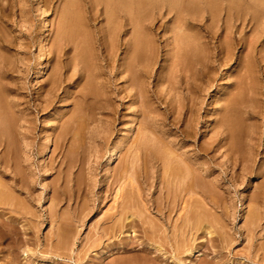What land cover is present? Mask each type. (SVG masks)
Returning <instances> with one entry per match:
<instances>
[{"label":"rangeland","instance_id":"374dc122","mask_svg":"<svg viewBox=\"0 0 264 264\" xmlns=\"http://www.w3.org/2000/svg\"><path fill=\"white\" fill-rule=\"evenodd\" d=\"M6 1L7 0H3V1L0 0L2 5L1 7H3L4 5V8H1L2 10L1 12L5 14V15L2 14L0 15L2 18H4L2 19V22L0 19V23L2 24L1 28H3L1 29L3 31H0V34L2 36L1 35L0 36L3 38L8 37L9 40L12 39L11 43L13 47H11V49L9 48L5 49L6 50L5 52L6 57H4L5 61L1 62L2 73H1L0 84L2 86L0 85V89L2 90L1 91L2 94L3 92L4 94L8 93L5 94L6 97L11 92V94L7 97L8 100H11L12 98L21 99L22 101L21 107L22 106L25 107L24 115H26L28 118V123L24 125L26 126L24 128H28L27 131L28 135L26 136V139L20 141L17 140L16 137H12L10 148L15 149V151L19 149L22 152L19 153L18 156L15 158L13 157L11 159L10 158L5 159L7 163L4 161V159L2 160V162L4 161L6 163L5 165L6 168L4 166H1L0 167L1 169L6 170L9 166H11V168H8L6 171L4 170L6 172V175L0 169V176H5V178L3 177L2 180L4 179L6 180L7 178L8 180L7 182L11 183L12 179L10 175L14 174V171L15 172L18 171L16 172L18 176L19 174L22 176L24 175L23 177L26 179V181L29 180L28 183H31L28 185L29 186L33 185V187H30L31 192L32 195L35 198H37L32 200L31 202L26 198L25 193L20 191L19 189H15L17 191L13 192L14 195L17 194L15 196H17V199L22 205L24 206L27 205V208L29 207L28 209H30L32 213L35 212L33 214L32 219L22 216L20 212L14 213L16 217L14 222H12L13 224H15L19 228L21 227V229H23V227H29L28 232L26 231L25 233L23 232L21 234V236H25V237L27 236L26 239L28 238V236L29 238L31 237L30 239H28L29 240L28 242L25 240V238H22L23 241L25 240L23 247L26 244L30 245L29 246L30 248L32 246L31 248L32 252L27 257L22 254L23 247L20 249L19 264H89V263L99 264L101 260L99 259L101 257L99 256V254L100 255L102 254V251L105 249L104 246H106L105 250H108V248H110L107 245L111 246V248L116 247L118 249H116L117 250L116 252L111 253L107 257V259H103L106 260L105 261L106 264L107 263L109 264L110 262L111 263L114 262V264L115 263L124 264L126 263L125 260H127V258L129 259L131 258L130 255L132 257H138V255L136 254L138 252L139 255L142 256L140 254L142 250H134V251L131 250V251H127V253L126 252L122 253L123 251H121L123 245L125 246L124 243L128 242L127 240H131V237L128 236V234L131 233L130 231L133 230L134 228L136 229H134L133 233L135 232V234H138V236H136V239L139 238L140 240H143V233L142 231H140L141 228L140 224H136V226H134V228L132 227L131 229L124 228V229H128V232L127 230H125L124 232V229H123L124 233H122L121 230L120 232L119 230L116 231L115 239L112 237L108 239V241L110 240L108 243H114V245L107 243V245L105 244L103 246V243H101L98 247L95 248L91 243L92 241L87 242L88 241L87 240L86 241L87 244L84 241L86 240L85 238L88 237L87 239L89 240L93 239L94 243L97 244L96 242L100 235V231L98 228H101V226L102 227L108 226L107 223L112 224L113 221L112 222L110 221L113 220L114 217L116 218V216L119 215V213H121L118 212L117 214L118 211L117 208L122 205L121 206L122 208L120 209L124 210L123 205L128 204L127 202H130L129 201L130 198L134 199L135 197L139 196L137 195L136 191H138V193L141 194L140 197H137V199L141 198V200H143L144 198L145 200V197L146 199L147 198L152 199L151 196L154 195L153 196L154 198L157 197L158 194H160L158 195V198H160L159 200H161L162 198L163 200L162 202L165 201L164 198L166 199L165 195L161 196L162 194L168 193L167 195L169 196L171 195L173 196L175 194L174 192L176 191L175 190L176 186H172L174 184L170 183V185L168 186L169 188H167L166 186L167 184L164 182L165 180L167 181L166 179L167 175H164L165 177L164 179V177L161 176L163 174L159 162L153 160L154 164L157 163V165L155 166L151 160L152 159L151 154L155 153V150L158 151L160 147L164 148L163 145L161 146L160 144L161 142H159V140L161 139H159L158 136H160L161 138L163 135V133L161 134V131L164 130V128H168L171 126L167 123L170 122L169 119L171 120L173 119L176 121V117L178 116L177 118L178 123L176 121L175 122L176 124L174 123L172 127L169 128L173 133L171 132L168 135L164 133L165 137L167 138L171 135L166 140L169 139L170 140L175 139V141L180 140V138L178 137L180 136L178 135L180 131L178 133L174 132L177 129L176 127L181 125L182 126L184 125V127H186L187 125H189L192 127L190 128L187 126L188 129L190 128L189 130L196 129L197 131L196 134L193 133V136L190 137L191 142L189 141V143H187L190 146L187 145L185 147L186 149L188 148L187 150L193 149L192 147H195L194 145L195 143L198 144L197 142L206 143L210 141V138L214 136L213 133L215 128L214 119H217L216 117H220L221 106L228 104V100L226 99L228 98V93L230 94V92L231 93L234 92L233 93L234 96L236 95V97L238 98L243 97L241 98V100L240 99L237 100L238 103L234 105L235 107L233 109L234 115L237 119H239L238 121L241 126V134H240L241 137H239V139L242 142L241 145L243 146V149L246 151L250 149L249 146L250 144L248 145L249 147L246 148L247 146H245L244 144L245 143L244 138L248 142L249 136L251 134L253 138L252 140H254L253 145H255V147L253 148V150H255V152L253 153V157L255 158V164H254L255 170H253L251 177H249L250 181L247 182L248 184L246 183L243 185L242 184L237 185V189L239 190V192H241V194L242 192H244L245 194L246 192L248 194L250 193V191L252 190V185L255 184L259 179V176L255 172L259 173L260 169L264 168V9H263L264 2L263 0H236V1L235 0H205V2L204 0H140V1L124 0L122 1V4H120L121 3L120 0H113V1H117L118 4H116L111 0H70V1L69 0H8L7 2ZM142 1L145 4H143ZM260 1L262 2V4H260L261 3ZM184 2H186V5ZM137 4L140 7H138ZM242 4L244 5L242 6ZM129 6L131 8H129ZM235 7H237V9ZM213 9L215 10L213 11ZM182 12L183 14H181ZM133 17H136V19ZM227 23H229L228 26ZM62 24L63 25L65 24L64 26H67L65 29L68 30V32L69 30H72V32L74 31L77 32V35L74 33H73L74 35L73 34L70 35V36H74L75 39L69 38L70 41L67 44L63 42L59 45L57 42L59 40L57 39L56 44L52 45L51 42L53 39H56ZM115 25L117 26L115 27ZM133 26H135L136 29L138 28L139 29L135 30ZM114 28L116 29L115 32H114L115 30ZM141 29L142 31H140ZM190 29L191 30L193 29L194 31L193 30L191 31ZM110 31L111 33L109 34ZM138 31L140 33H138ZM81 32H85V33L82 34ZM140 34L142 35V38H146L145 40L147 41V43H150L148 46L152 48V50L149 49V47H147L148 51L144 53V56L145 58H147V60L144 58L143 55H141V57L145 59L147 63L145 62V60L139 57L141 59H139L140 61L137 59L138 63L136 64L134 59L132 58L133 55L129 54L128 51L129 48L133 46V44H131L133 40V36L135 37L136 35V37H139L141 36ZM194 37L196 39H194ZM199 37L202 41L198 40ZM77 38H79V41ZM227 38L231 42L236 41L234 43V54L232 55V57L234 56L235 59L232 60L231 58V60H228L226 58V60L228 61L227 64H222V63L219 64V62L216 61L214 63L215 67L210 68V71H208L209 72L208 75L203 76L205 78L200 77L201 81L200 79H198L196 87L195 84L192 85L191 83L190 85H192V89L189 90V88L186 87L187 86L186 81H184L186 80L185 79L186 77L183 76L184 74L182 75L183 77L181 75L177 77L175 76L176 74L173 76L172 72L170 71L172 69L171 63L174 62L173 56L171 55L174 54V52L178 48L177 43H180L181 40L184 39L186 40V42L188 40L191 41L192 39L193 42L197 40V43L196 41L195 43L197 45H200L202 48H204V52L210 55L215 51V46H217L220 42L221 43L224 42V46H226L225 42ZM89 40L91 41L89 42ZM177 40L180 41L178 42ZM239 40L242 41L240 42ZM77 41L80 43H78ZM253 42L255 44L254 48H252ZM200 43L202 45L204 43L205 44L202 46ZM63 44L64 45L66 44L67 47L66 45L64 46ZM73 44L74 46L76 44H79L78 46H75L77 49L73 48L74 47ZM94 44L96 47H94ZM79 46L81 51L80 50L78 51ZM60 47L62 48V50ZM111 47L113 49H111ZM64 48L66 49V51ZM172 48L174 49L172 50ZM58 49H60L61 51ZM110 50L113 51L111 52ZM209 50L211 52H209ZM94 51L96 52L94 53ZM57 53H60V55ZM80 53L84 59L79 55ZM91 53L92 55L94 53L92 57H91ZM146 54H148V56ZM51 55L54 57H52ZM107 56L108 57L112 56V57L108 58ZM150 56H152L151 60H150ZM126 57L128 58L131 57L130 59L127 60L133 64L135 70H137L136 65L140 66V68L137 66V68L140 69V70L138 69L139 71L138 70L135 71L134 69H132V71L135 72L134 74L141 75L142 77L143 74H142L141 66H143L144 69L147 67L146 71L151 72V73L146 72L145 76L143 75L142 77L143 82H145V80H147L146 81L147 83L149 82L147 85L146 83L145 84L143 83L144 85H146V87H148V93L147 91L146 92L142 91V96L143 95L145 96V97L143 96L144 98L141 96L140 91L139 92L133 91L134 89L131 90L130 86H128L126 82V77H129V75L131 74V71H127V72L123 71L122 64H123V60H126ZM170 57L172 58L171 62L169 59ZM77 58L78 59L80 58V60H77ZM76 60L78 63H76ZM53 61L55 62V65L57 64L56 66L53 65L54 64ZM128 61L126 62L124 61V63H127ZM142 61H144L145 64ZM249 61L251 64V65L249 64L250 67L247 65ZM94 62L96 63V65ZM150 63L151 64L154 63V65H151L150 67ZM242 64H244V67ZM6 65L7 66L10 65V66L7 68ZM93 65H95V67ZM240 65L242 69L238 71V66ZM246 66L248 69H246ZM41 67L45 71L44 75H38L39 73L38 69ZM10 68L13 70L11 71L8 70L7 72V69ZM55 68H58L61 71L62 76L59 75V77L61 76L62 79H64V81L62 80L63 83H61L62 86H60L61 87L59 88L60 90L57 89L55 93L53 91V95L52 94L47 95L49 101L51 102L52 100L53 102L51 103V105L49 104L50 103L49 101L47 103L43 101V104L45 105L42 104L38 105L37 104L38 101L40 102L39 98L45 99L46 96L45 88L49 87L50 85L49 82L52 80V78H54V75L55 77L57 76L56 74H54ZM197 69L198 68L194 67L195 71H197ZM4 73L5 75H3ZM159 73L161 77L162 76L164 77L167 74L165 76V80L163 78L161 79ZM170 73L172 74V76L168 78L167 76L171 75ZM158 76H159V80H158ZM172 77H177V78L173 79ZM3 78L5 79V81ZM167 78L169 80L172 79L173 82L175 81L172 84L173 85L172 87L171 85L166 84V83L169 84ZM238 79H239V84H238L239 89L236 87L238 89L237 90L233 86H234V82L237 81ZM47 82L49 83V85ZM18 84H20L18 87L19 89H17L18 91H15V87H17ZM20 86L22 87V89ZM127 90H131V91H127ZM16 92L20 94H17ZM143 93H147V94H143ZM127 94H131V97L130 95ZM215 94L218 95L216 96ZM25 101H27L28 103H26ZM246 109L248 113L246 112ZM249 111H253V112L249 113ZM163 113L164 115L165 114L166 115L163 116ZM78 115L80 116L78 117ZM164 117H165V121H163ZM79 120L80 122L86 121L85 123L83 122L85 126L79 131L78 134H74L73 133L74 128L77 127L76 122L78 125ZM27 125L29 127H27ZM159 125L160 127H155ZM65 127H67L66 128L67 130L65 129ZM246 132L247 134L249 133L248 134L249 136L245 134ZM61 134H64L65 136ZM253 135L256 136V138L253 137ZM124 136L126 138H124ZM195 137L197 141L194 140ZM47 140L51 141L50 142L51 145L49 147L47 146L48 144ZM117 142L120 143L122 146L121 151L115 161V164L113 165V167L109 172L110 176L109 175L106 176L105 168L103 164L104 159L108 155L109 151L114 146V144H117ZM147 142L151 143L152 147H150L151 144L149 146H146ZM157 144L158 146H156ZM45 146L48 148V150L46 149ZM149 147L152 150H154V152H150ZM219 147L220 145L218 146L216 145L211 153L214 156L213 158L215 161L214 165L215 166L217 165L216 168L218 169L215 171L214 174H216V172L217 174L218 173H222V174L228 173L229 175L238 174L237 171H239L240 169L239 166L234 167V164L231 163V159L229 160L227 159V155L225 156L223 155L226 154L223 150L225 148L223 146H221V148ZM161 148L159 151L160 153L161 151L163 152ZM23 149L24 151L26 150L27 153L24 152ZM147 149H149L148 151L151 154L147 152ZM44 150H47L48 153L47 156L49 155L46 161H43L41 158L42 152ZM191 151L193 150H190V152ZM147 153L149 154L147 155ZM163 153L167 154L166 151ZM164 154H162V156ZM148 156L150 161H147ZM145 160L147 163H145ZM142 162H144L145 165L150 164L148 165L149 170L151 169L150 181L151 184L155 183V185L154 184L151 185L149 183L150 184L149 186V184L147 185L146 182L144 181L145 178L143 177H145V173L143 169L145 165ZM152 165H154L156 169ZM232 166L234 168H231ZM125 168L126 169L131 168V173H130V169L128 172V174L129 173L131 174V175L129 174L130 178L127 174L124 175L123 171L125 170ZM235 168L236 169L239 168V169L235 170ZM152 169L153 172H151ZM159 170L161 171V173ZM154 171L156 173H154ZM157 171H159V173ZM156 175H159L160 177ZM131 176H133L134 178H131ZM153 177H155V180L156 179L157 180L156 181L154 179L151 180ZM158 177L160 178L161 181H158L159 180ZM124 180L126 181L125 183ZM7 182L5 181V183ZM164 183L166 185H164ZM121 184L122 186L120 187H122L121 189H123L121 191L123 194L120 197L116 196L119 198H117V201H114L116 198V197L114 198V196L117 192L116 188H118L120 191L119 185ZM160 185L161 188H159ZM162 185L167 188V189L165 188L166 191ZM222 185L227 190L234 191L235 186L233 185L232 181L226 180V182ZM157 186H159L158 187L159 189L157 188ZM245 186L246 188L243 189ZM146 187L148 188L151 187V189H148ZM155 187L158 190H160L159 191L160 193H158V190H156ZM137 188H139V190ZM145 188L149 190V191L147 190L148 193L145 192L146 190ZM162 188L166 193L163 190H161ZM168 189L170 191L173 190L174 192L171 191L173 194L170 193ZM15 190L13 189V191ZM150 190L152 191L153 195L149 193L151 192ZM143 192L144 194L147 195L150 194V195L148 197L147 195L143 197L142 196L144 195ZM154 192L156 193V195L154 194ZM130 193L133 194L136 193L135 194L136 196L132 197V194ZM220 193L221 194L223 193L222 194L223 199L225 200L227 198L230 199L227 193L225 192H220ZM129 195H131V197H129ZM124 198H128V201L127 199ZM135 199L134 202L137 201V199L136 200ZM228 199L226 201H229ZM122 200L126 201L125 204L122 203L124 202ZM130 200L133 201L132 199ZM138 202L140 203V200ZM138 202H135L137 208H134L135 205L131 202L130 205L132 204L131 206L132 209L130 207H127V209L130 208L128 209L129 211L130 210L137 211L140 205ZM141 202H145V201H141ZM235 202H236L235 210L233 211L234 215L232 216V219L234 220L236 229H238L243 220L242 214L244 210L241 209L242 199L240 197L237 198ZM117 205L119 206L117 207ZM130 205L128 204V206ZM212 209L214 210V213H216L215 215L217 214L220 215L219 207L216 208V210L214 207H211V210ZM139 210L142 211L140 208ZM176 210L174 211L177 217ZM174 211L172 212V218L173 216L175 217ZM179 211L180 210L178 209V215H180ZM142 213H143L142 215L144 216L145 215L144 211ZM149 213L150 214L152 213L153 215L154 212L149 211ZM154 214L156 215V213ZM7 215H9V213H7L6 216ZM108 216H111V218L110 219L107 218ZM157 216L153 215V218L155 217L154 219H156ZM176 219L178 218H175V220ZM56 220L59 222H57ZM157 220L158 221L160 220L159 216L157 217ZM31 223L32 226L35 227L36 231L35 230L32 231L33 228L30 227ZM58 223H60L59 226L57 225ZM36 226L38 229L36 228ZM57 226L58 228L59 227L60 229L64 228L65 230L71 228L73 231V235L69 242L71 245V246L69 245L70 248L64 249L63 250L64 252H62L65 254L64 257L59 259L56 258L53 259V256L55 254L54 253L51 254L52 249L46 250L47 247L45 245L48 244L49 242L55 243L54 241L56 240L53 239L57 235L53 236L54 238L52 237V235L57 234L55 232H59V229L56 228ZM198 233H200L199 235H197L199 238L197 237L196 238L197 240L195 239L196 242H194L195 240H192L191 242H193V244L191 246L200 248V250L202 248L201 252L203 254L198 255L199 256L198 258L195 255L196 253L195 254H192V252L189 253L190 251H188L187 249L185 252V256L184 253L182 254L179 253L180 255L178 257L176 255L178 253L175 254L176 257L179 258L177 260V263L175 264H187V263L192 264V262H194L193 264H195L196 262H197L196 264H206L208 260L211 261L212 255L215 252L214 250L218 248L213 246L211 244V241L209 240V237L212 236L213 234L212 235L208 234L207 237H205L206 234L204 236L201 231H199ZM237 233L238 235H240L239 232ZM215 234L217 235L216 232H214V235ZM95 237H97L96 242H95ZM117 237H119V239ZM240 237L241 238H239V240L235 242L234 245V252L236 253L239 252V253L237 254L235 253L236 255L232 254L230 255V257L226 256L222 258L221 260H219L220 262L218 261V264H221L222 260L224 261L222 264L247 263L246 256H244V254L240 250L243 251L244 249L243 247H247L246 244H248V242L247 239H243L242 236ZM200 238H201V242L198 241V239ZM50 239L53 241H49ZM33 240L35 241L33 242ZM208 242L210 243L207 244ZM39 243L40 245H38ZM90 243L91 246L94 248H92L89 245ZM195 244L196 246H193ZM204 244L207 245L204 246ZM88 247H90L91 250ZM192 247L189 248V250L192 251V249H194ZM119 249L120 251H118ZM166 249L172 252L171 249L169 248ZM67 250H71L73 254L71 252H68ZM93 251L97 253L95 254L93 253ZM169 251L167 253V256L172 254ZM65 252H67L70 255H67V253ZM132 252L133 253L136 252V253L133 254ZM92 253L95 255H92ZM47 258H49L50 261H47L46 260ZM75 258H77V261ZM134 259L139 260V258H134ZM74 260L77 263H75ZM170 264H172V262H170ZM207 264L210 263L208 262Z\"/></svg>","mask_w":264,"mask_h":264},{"label":"bare ground","instance_id":"6f19581e","mask_svg":"<svg viewBox=\"0 0 264 264\" xmlns=\"http://www.w3.org/2000/svg\"><path fill=\"white\" fill-rule=\"evenodd\" d=\"M3 1V0H2ZM8 1V0H7ZM6 1V2H7ZM70 1V0H69ZM111 1H113V0H111ZM121 1V3L120 4H122V1H124V0H120ZM140 1V0H139ZM236 1V0H235ZM9 2H11V1H9ZM8 2V3H9ZM46 2V1H45ZM113 2H115L116 4H118L117 3V1H113ZM162 2V1H161ZM204 2H205V0H204ZM251 2V1H250ZM255 2V1H254ZM261 2V1H260ZM263 2H264V0H263ZM124 3V2H123ZM140 3V2H139ZM138 3V4H139ZM142 3H143V1H142ZM185 3V5H186V2H184ZM234 3V2H233ZM3 4V3H2ZM74 4V3H73ZM113 4V3H112ZM137 4V5H138ZM143 4H145V3H143ZM188 4V3H187ZM240 4H241V2H240ZM260 4H262V2L260 3ZM45 5V4H44ZM148 5V4H147ZM169 5H171V4H169ZM184 5V6H185ZM235 5H236V3H235ZM244 4H242V6H243ZM2 5H1V2H0V15L2 14V15H5V14H3L1 11V8H4V5H3V7H1ZM145 6V5H144ZM189 6V5H188ZM239 6V5H238ZM247 6V5H246ZM255 6V5H254ZM258 6V5H257ZM115 7V6H114ZM123 7H125V6H123ZM138 7H140L139 5H138ZM170 7V6H169ZM172 7H173V5H172ZM248 7V6H247ZM129 8H131L130 6H129ZM133 8V7H132ZM146 8V7H145ZM177 8V7H176ZM236 9H237V7H235ZM126 9H128V8H126ZM229 9V8H228ZM241 9V8H240ZM264 9V8H263ZM4 10V9H3ZM115 10V9H114ZM144 10V9H143ZM184 10V9H183ZM215 9H213V11H214ZM5 11V10H4ZM116 11V10H115ZM129 11V10H128ZM149 11V10H148ZM189 11V10H188ZM211 11V10H210ZM221 11V10H220ZM118 12V11H117ZM151 12V11H150ZM136 13H137V11H136ZM180 13V12H179ZM194 13V12H193ZM111 14V13H110ZM113 14H115V13H113ZM119 14V13H118ZM139 14V13H138ZM181 14H183V12L181 13ZM117 15V14H116ZM145 15V14H144ZM192 15V14H191ZM244 15V14H243ZM63 17H65V16H63ZM142 17V16H141ZM144 17V16H143ZM176 17H178V16H176ZM200 17V16H199ZM133 18H135L136 19V17H133ZM132 18V19H133ZM238 18V17H237ZM263 18V17H262ZM0 19H1V22H2V19H4V18H2L1 16H0ZM113 19V18H112ZM144 19V18H143ZM225 19V18H224ZM117 20V19H116ZM119 20V19H118ZM82 21V20H81ZM128 21V20H127ZM134 21V20H133ZM142 21V20H141ZM195 21V20H194ZM199 21V20H198ZM230 21V20H229ZM250 21H251V19H250ZM6 22V21H5ZM118 22V21H117ZM263 22V21H262ZM47 23V22H46ZM119 23V22H118ZM181 23V22H180ZM261 23V22H260ZM67 24V23H66ZM131 24V23H130ZM133 24V23H132ZM193 24H194V22H193ZM228 24L229 23H227V26H228ZM1 23H0V31H3V30H1V29H3V28H1ZM4 25V24H3ZM65 25V24H64ZM63 24H62V26L60 27V30H59V33H58V35H57V37H56V39H53L52 40V42H51V44L52 45H55L56 44V40L58 39L59 41H57L58 42V44L60 45L61 43H63V42H65L66 44L67 43H69V38H72V39H75L74 38V36H70V35H72L73 33L74 34H76L77 35V32H72V30H69V32H68V30H66L65 28L67 27V26H64ZM71 25V24H70ZM135 25V24H134ZM142 25V24H141ZM178 25V24H177ZM196 25V24H195ZM261 25V24H260ZM7 26V25H6ZM5 26V27H6ZM73 26V25H72ZM82 26V25H81ZM84 26H85V24H84ZM112 26H113V24H112ZM117 25H115V27H116ZM192 26V25H191ZM121 27V26H120ZM134 28H135V26H133ZM138 27V26H137ZM180 27V26H179ZM194 27V26H193ZM113 28V27H112ZM142 28V27H141ZM184 28V27H183ZM235 28V27H234ZM115 29V28H114ZM113 29V30H114ZM133 29V28H132ZM139 29V28H138ZM138 29H136L135 28V30H138ZM230 29V28H229ZM74 30V29H73ZM85 30H87V29H85ZM122 30V29H121ZM124 30V29H123ZM183 30V29H182ZM191 30V29H190ZM193 30V29H192ZM191 30V31H192ZM6 31V30H5ZM50 31V30H49ZM58 31V30H57ZM80 31V30H79ZM78 31V32H79ZM116 31V29L114 30V32ZM140 31H142V29L140 30ZM194 31V30H193ZM227 31V30H226ZM46 32V31H45ZM68 32V33H67ZM120 32V31H119ZM181 32V31H180ZM179 32V33H180ZM235 32V31H234ZM49 33V32H48ZM82 34L83 33H85V32H81ZM111 33V31L109 32V34ZM137 33V32H136ZM138 33H140L139 31H138ZM193 33V32H192ZM197 33V32H196ZM73 34V35H74ZM116 34H118V33H116ZM131 34V33H130ZM145 34V33H144ZM147 34V33H146ZM226 34V33H225ZM228 34V33H227ZM232 34V33H231ZM236 34V33H235ZM263 34V33H262ZM1 35V34H0ZM56 35V34H55ZM76 35H75V37H76ZM91 35V34H90ZM132 35V34H131ZM141 35V34H140ZM148 35V34H147ZM184 35H185V33H184ZM188 35V34H187ZM197 35V34H196ZM195 35V36H196ZM234 35V34H233ZM2 36V35H1ZM0 36V79H1V73H2V63L1 62H4L5 61V58L4 57H6V50L5 49H7V48H9V49H11V47H13L12 46V43H11V40H9L8 39V37H5V38H3V37H1ZM106 36V35H105ZM114 36V35H113ZM199 36V35H198ZM226 36V35H225ZM248 36V35H247ZM140 37V38H139ZM139 37H136V35H135V37L133 36V40H132V43L131 44H133V46H131V48H129V54H131V55H133L132 56V58L134 59V61H135V63L137 64L138 62V60L139 59H141L142 57H141V55H143L144 56V53H146L148 50V48L147 47H149L148 45L150 44V43H147V41L145 40L146 38H142V35L141 36H139ZM145 37V36H144ZM221 37V36H220ZM231 37H232V35H231ZM50 38V37H49ZM86 38V37H85ZM102 38V37H101ZM105 38V37H104ZM111 38V37H110ZM120 38V37H119ZM183 38V37H182ZM188 38V37H187ZM209 38V37H208ZM46 39V38H45ZM78 39V41H79V38H77ZM92 39V38H91ZM144 39V40H143ZM147 39H148V37H147ZM185 39H186V37H185ZM194 39H196L195 37H194ZM198 39V38H197ZM240 39V38H239ZM44 40V39H43ZM104 40V39H103ZM108 40V39H107ZM113 40V39H112ZM117 40H119V39H117ZM128 40V39H127ZM130 40V39H129ZM135 40V41H134ZM181 40V39H180ZM179 40V41H180ZM193 40V39H192ZM187 41L186 42V40H181V42L180 43H177V49H176V51L174 52V54L173 55H171V56H173V61L174 62H172L171 64H172V69L170 70L171 72H172V74H173V76L175 75V76H179V75H183L184 77H186L185 79L186 80H184V81H186V87L187 88H189V90L190 89H192V85H194L195 84V87L197 86V81H198V79H200V77L201 78H205V77H203V76H205V75H208V71H210V68H213V67H215V62L217 61V62H219V64L220 63H222V64H227L228 63V61L226 60V58L228 59V60H231V58H232V60L233 59H235V57L233 56L232 57V55L234 54V43L236 42H234V41H229V39L227 38L226 39V42H225V44H226V46H224V42L223 43H219L217 46H215V51L213 52V53H211L210 55H208V54H206L205 52H204V48H202L200 45H197L196 43H197V40H195L196 41V43H195V41L193 42V41ZM198 40H201L200 39V37H199V39ZM232 40H233V38H232ZM235 40V39H234ZM14 41V40H13ZM77 41V42H78ZM91 40H89V42H90ZM116 41V40H115ZM173 41V40H172ZM175 41V40H174ZM178 41V40H177ZM178 41V42H179ZM202 41V40H201ZM240 41V40H239ZM242 41V40H241ZM240 41V42H241ZM84 42H85V40H84ZM108 42V41H107ZM112 42V41H111ZM148 42H149V40H148ZM204 42V41H203ZM202 42V43H203ZM208 42H209V40H208ZM252 42V41H251ZM46 43V42H45ZM72 43H75V42H72ZM78 43H80V42H78ZM130 43V42H129ZM245 43H247V42H245ZM14 44V43H13ZM65 44V45H66ZM111 44V43H110ZM114 44V43H113ZM152 44V43H151ZM172 44V43H171ZM198 44H199V42H198ZM201 44V43H200ZM205 44V43H204ZM203 44V45H204ZM208 44V43H207ZM206 44V45H207ZM243 44V43H242ZM46 45V44H45ZM48 45H49V43H48ZM64 45V44H63ZM62 45V46H63ZM64 45V46H65ZM79 44H76L75 46H78ZM89 45V44H88ZM202 45V44H201ZM202 45V46H203ZM212 45V44H211ZM254 42H253V47L252 48H254ZM61 46V47H62ZM63 46V47H64ZM73 46H74V44H73ZM73 47L74 49H77L76 47ZM118 46V45H117ZM175 46V45H174ZM208 46V45H207ZM235 46H236V44H235ZM239 46V45H238ZM243 46V45H242ZM245 46H247V45H245ZM251 46V45H250ZM58 47V46H57ZM60 47V48H61ZM66 47H67V45H66ZM65 47V48H66ZM83 47V46H82ZM87 47V46H86ZM91 47V46H90ZM94 47H96L95 46V44H94ZM113 47V46H112ZM111 47V49H113ZM212 47V46H211ZM211 47H210V49H211ZM64 48V49H65ZM98 48V47H97ZM107 48V47H106ZM105 48V49H106ZM115 48V47H114ZM207 48V47H206ZM92 49V48H91ZM95 49V48H94ZM117 49V48H116ZM126 49V48H125ZM149 49H151L152 50V48H150L149 47ZM174 48H172V50H173ZM214 49V48H213ZM237 49V48H236ZM249 49V48H248ZM52 50V49H51ZM58 50H60V49H58ZM61 50H62V48H61ZM60 50V51H61ZM80 50V46H79V49H78V51ZM128 50V49H127ZM170 50V49H169ZM168 50V51H169ZM47 51V50H46ZM54 51V50H53ZM59 51V52H60ZM64 51V50H63ZM62 51V52H63ZM65 51H66V49H65ZM64 51V52H65ZM69 51H71V50H69ZM81 51V50H80ZM92 51V50H91ZM90 51V52H91ZM107 51V50H106ZM111 52L113 51V50H110ZM252 51H253V49H252ZM8 52V51H7ZM43 52V51H42ZM96 51H94V53H95ZM108 52V51H107ZM151 52V51H150ZM209 52H211L210 50H209ZM84 53V52H83ZM87 53V52H86ZM94 53H93V55H94ZM114 53V52H113ZM116 53V52H115ZM134 53V54H133ZM154 53V52H153ZM242 53H243V51H242ZM241 53V54H242ZM54 54V53H53ZM57 54H59L60 55V53H57ZM78 54V53H77ZM106 54H108V53H106ZM128 54V55H129ZM149 54V53H148ZM148 54H146L147 56H148ZM169 54V53H168ZM74 55H75V53H74ZM82 58H83V56L81 55V53L79 54ZM88 55V54H87ZM92 55V53H91V57L93 56ZM153 55V54H152ZM236 55V54H235ZM248 55H250V54H248ZM52 56V55H51ZM50 56V57H51ZM58 56V55H57ZM106 56V55H105ZM130 56V55H129ZM241 56V55H240ZM52 57H54V56H52ZM59 57V56H58ZM75 57V56H74ZM108 57V56H107ZM110 57H112V56H110ZM110 57H108V58H110ZM139 57H141V58H139ZM151 57L152 56H150V60H151ZM154 57V56H153ZM246 57V56H245ZM106 58V57H105ZM125 58V57H124ZM131 57H126V60H123V71L125 72H127V71H131V74H130V72H129V77H126V82H127V84H128V86H130V89L132 90V89H134L133 91H140V93H141V96H142V91L143 92H146L147 91V93H148V87H146V85L149 83H147L146 81L147 80H145V82H143L142 81V77H143V75L145 76V74H146V72H148V71H146L147 69V67L144 69L143 68V66H141V70H142V77H141V75H138V74H134L135 72L134 71H132V69H134L135 70V67L133 66V64L132 63H130V61H128L127 59H130ZM144 58H145V56H144ZM248 58H250V57H248ZM2 59H3V61H2ZM53 59V58H52ZM59 59V58H58ZM74 59V58H73ZM76 59V58H75ZM84 59V58H83ZM97 59V58H96ZM138 59V60H137ZM143 59V58H142ZM146 60H147V58H145ZM145 59H143V60H145ZM156 59V58H155ZM154 59V60H155ZM170 59V62L172 61V58L170 57L169 58ZM176 61H175V60ZM60 60V59H59ZM77 60H80V58L78 59L77 58ZM77 60H76V63H78L77 62ZM145 60V62L147 63V61ZM48 61V60H47ZM87 61V60H86ZM90 61H92V60H90ZM124 61L126 62V61H128L127 63H124ZM140 61V60H139ZM167 61V60H166ZM253 61V60H252ZM54 62V61H53ZM57 62V61H56ZM80 62V61H79ZM112 62V61H111ZM144 64H145V62L144 61H142ZM142 62H141V64H142ZM150 62V61H149ZM153 62V61H152ZM151 62V63H152ZM52 63V62H51ZM61 63V62H60ZM59 63V64H60ZM87 63V62H86ZM88 63H90V62H88ZM92 63V62H91ZM95 63V62H94ZM150 63V67H151V65H154V63L153 64H151ZM168 63V62H167ZM230 63V62H229ZM81 64V63H80ZM126 64H128V65H126ZM197 66H196V65ZM245 64V63H244ZM244 64H242L243 65V67H244ZM250 61H249V63L247 64L249 67H250ZM5 65V64H4ZM11 65V64H10ZM9 65V66H10ZM53 65H55V62H54V64ZM57 65V64H56ZM55 65V66H56ZM67 65V64H66ZM78 65V64H77ZM87 65V64H86ZM92 65V64H91ZM95 65H96V63H95ZM95 65H93L94 67H95ZM147 65V64H146ZM169 65V64H168ZM181 65V66H180ZM238 65H239V63H238ZM246 65V64H245ZM7 66V65H6ZM9 66H7V68L9 67ZM14 66V65H13ZM63 66V65H62ZM132 66H133V68H132ZM137 66L138 65H136V69L138 70L139 68H140V66H138L139 68H137ZM148 66V65H147ZM54 67V66H53ZM170 67V66H169ZM194 67H196V68H198L197 69V71H195L194 70ZM11 68H12V66H11ZM7 69V72H8V70H13V69ZM45 68V67H44ZM60 68V67H59ZM6 69V68H5ZM54 69V68H53ZM62 69V68H61ZM89 69V68H88ZM94 69V68H93ZM242 68H241V65L240 66H238V71L239 70H241ZM246 69H248L247 68V66H246ZM137 70H135V71H137ZM140 70V69H139ZM138 70V71H139ZM150 70V69H149ZM165 70H167V69H165ZM165 70H163V71H165ZM169 70V69H168ZM9 71V72H10ZM54 71V70H53ZM63 71V70H62ZM191 71V72H190ZM38 75H44L45 74V71H44V69H42V67L41 68H39L38 69ZM133 72V73H132ZM150 72V71H149ZM148 72V73H149ZM167 72V71H166ZM237 72V71H236ZM245 72V71H244ZM253 72V71H252ZM137 73V72H136ZM147 73V74H148ZM151 73V72H150ZM238 73V72H237ZM54 74H56L57 76L55 77V75H54V78H52V80L49 82L50 83V85H49V83H48V85H49V87L48 88H45V90H46V96H45V99H43V98H39L40 99V102L38 101V105H40V104H42V105H45V104H43V101H45L46 103L49 101V98H48V96L47 95H49V94H52L53 95V91H54V93L56 92V90L58 89V90H60L59 88H61L60 86H62V84L61 83H63L62 82V80L64 81V79H62V75H61V71H60V69H58V68H55V71H54ZM127 74V73H126ZM139 74H141V73H139ZM171 74V73H170ZM172 74L171 75H169V76H167L168 78L170 77V76H172ZM236 74V73H235ZM247 74H248V72H247ZM3 75H5V73L3 74ZM9 75V74H8ZM51 75H52V73H51ZM59 75H61L60 77H59ZM63 75H64V73H63ZM99 75H100V72H99ZM149 75V74H148ZM162 75V74H161ZM167 75V74H166ZM165 75V76H166ZM97 76V75H96ZM159 76H160V73H159ZM159 76H158V80H159ZM165 76L163 77H161V79L163 78L164 80H165ZM182 76V77H183ZM6 77V76H5ZM4 77V78H5ZM52 77V76H51ZM149 77V76H148ZM177 77H172L173 79L174 78H177ZM241 77V76H240ZM3 78V79H4ZM64 78V77H63ZM128 78V79H127ZM145 78V77H144ZM167 78V80L169 81V84L168 83H166L167 85H171V87L173 86L172 84L175 82H173L172 81V79H168ZM243 78V77H242ZM100 79V78H99ZM108 79V78H107ZM89 80V79H88ZM97 80V79H96ZM177 80V79H176ZM203 80V79H202ZM4 81H5V79H4ZM94 81V80H93ZM98 81V80H97ZM200 81H201V79H200ZM87 82V81H86ZM90 82V81H89ZM166 82V81H165ZM255 82V81H254ZM2 83V82H1ZM10 83H12V82H10ZM92 83V82H91ZM146 83V85H144V84ZM190 83L192 84V85H190ZM17 84V83H16ZM99 84H100V82H99ZM158 84V83H157ZM163 84H165V83H163ZM232 84V83H231ZM238 84H239V79L237 80V81H235L234 82V86L233 87H237L238 88ZM1 85V84H0ZM15 85V84H14ZM19 85L20 84H18V86L17 87H15V91H18L17 89H19L18 87H19ZM44 85V84H43ZM64 85V84H63ZM175 85V84H174ZM2 86V85H1ZM6 86V85H5ZM10 86V85H9ZM99 86V85H98ZM149 86V85H148ZM181 86V85H180ZM199 86V85H198ZM21 87V86H20ZM164 87V86H163ZM2 88H4V87H2ZM13 88V87H12ZM11 88V89H12ZM86 88V87H85ZM88 88V87H87ZM94 88V87H93ZM126 88H128V87H126ZM153 88V87H152ZM177 88V87H176ZM199 88V87H198ZM236 88V89H237ZM249 88V87H248ZM21 89H22V87H21ZM124 89V88H123ZM174 89V88H173ZM172 89V90H173ZM239 89V88H238ZM237 89V90H238ZM250 89V88H249ZM44 90V91H45ZM92 90V89H91ZM131 90H127V91H131ZM151 90V89H150ZM155 90V89H154ZM163 90V89H162ZM168 90V89H167ZM171 90V91H172ZM1 89H0V167L1 166H4L5 168H6V161H5V159H7V158H15V157H17L18 156V154L19 153H21L22 151H20L19 149L18 150H16L15 151V149H11L10 148V144H11V140H12V137H16L17 138V140H23V139H26V136L28 135V133H27V131H28V128H24V127H26V126H24V125H26L27 123H28V118H27V116L26 115H24V111H25V107H21V103H22V101H21V99H19L18 97V99H11V100H8L7 99V97L11 94V92L9 93V95H7V97H6V95L5 94H8V93H5L4 94V92H3V94L1 93ZM10 91H12V90H10ZM21 91V90H20ZM39 91V90H38ZM48 91V92H47ZM52 91V92H51ZM88 91V90H87ZM86 91V92H87ZM156 91V90H155ZM169 91V90H168ZM176 91V90H175ZM192 91V90H191ZM8 92V91H7ZM151 92V91H150ZM230 92V91H229ZM17 93V92H16ZM23 93V92H22ZM21 93V94H22ZM59 93V92H58ZM129 93V92H128ZM139 93V94H140ZM147 93H143V94H147ZM215 93V92H214ZM217 93V92H216ZM234 93V92H233ZM233 93H231L230 92V94L228 93V98L226 99V100H228V104H226V105H222L221 106V109H220V111H221V115H220V117H216L217 119H214L215 120V128H214V136L212 137V138H210V141H208V142H206V143H200V142H197L198 144H196L195 143V141H194V143H195V147H192L193 149H190V150H193V151H191L190 152V150H187L185 147L188 145L187 143H189V141H190V137L191 136H193V133L194 134H196V129L195 130H193V129H191V130H189L190 128H192L191 126H189V125H187L188 127H190L189 129H188V127L186 126V127H184V125L182 126H174V127H176V128H174V129H176L174 132H179V134L178 135H180V136H178L179 138H180V140H177V141H175V139H173V140H166V139H168L167 137H165V135H164V133L166 134V135H168V134H170L172 131H171V129H169V128H171L172 127V125L177 121V118H178V116L176 117V121L175 120H171V119H169L170 120V122H167L169 125H171L170 127H168V128H164V130H162L161 131V134L163 133V135H162V137L164 136L165 137V139H164V137H163V139H162V137L160 138V136H158L159 137V139H161V140H159V142H161L160 144H161V146L163 145V147L164 148H161V150H163V152H167V154H164L162 151H161V153L162 154H164L163 156H162V154L159 152L160 151V148L158 149V151L157 150H155V153H150V152H154V150H152L150 147H152V144L151 143H148L147 142V144H146V146H149L150 144V147H149V149H150V152L148 151L149 149H147V152H149L150 154H151V156H152V162H153V160H155L156 162H159V165L161 166V168H162V174L163 175H161V176H163L164 177V175H167V177H166V179H167V181H168V183H167V181L165 180L164 182L167 184H165L164 183V185H166L167 186V188H169L168 186L170 185V183L171 184H174V185H172V186H176V191L174 192L173 190H171V191H173L175 194L172 196H169V195H167V194H162L161 196H163V195H165V197H166V199L164 198V202H162L163 200H162V198H161V200H159L160 198H158V195H160V194H158L157 195V197H154L153 198V194H152V191L151 192H149V193H151L153 196H151L152 197V199L151 198H147L146 199V197H145V195H147V194H144V192H143V194L144 195H142L143 197H145V200H144V198H143V200H141V198H138L137 199V197H140V193H138V191H136V193H137V195H139V196H137V197H135L136 199H137V201H135V202H138L139 200H140V205H139V207H138V210L137 211H129L128 209H132V204L130 205V203L132 202H134V199L133 198H130V199H132L133 201H131L130 199H129V201L130 202H127L130 206H128V204H125V200H122V201H124V202H122V203H124L125 205H123L124 207H123V209L124 210H121L120 208H122L121 206L120 207H118L119 205H117V209H118V211L117 210H115V211H117V214H118V212H121V213H119V215H117L116 216V218L114 217H112L113 218V220H109L110 218H111V216H108L107 218H109L108 220L110 221V222H112L113 221V223L112 224H108L107 223V225L108 226H106V224H105V226L106 227H102L101 225V228H98L99 229V231H100V235H99V237H98V240H97V237H95V242H96V240H97V244H95L94 243V240L93 239H91V240H89V239H87V238H85L86 240L84 241L85 243H86V241L87 242H91L92 243V245L96 248V247H98L101 243H103V246L106 244L107 245V243L110 241H108V239H110L111 237L112 238H114L115 239V234H116V231H118L119 230V232H120V230L122 231V233H124L125 232V230H127V232H128V229H124V228H134V226H136V224H140V231H142V233H143V240H140L139 238L138 239H136V236H138V234H135V232L133 233V231H134V229H136V228H134L133 230H131L130 232L131 233H127L128 234V236H130L131 237V240H127L128 242H126V243H124L125 244V246L123 245V247H122V249H121V251H123L122 253H124V252H126L127 253V251H134V250H142L141 251V255L142 256H140L139 255V252L138 253H136L137 255H138V257H132L130 254V257L131 258H133V259H129V258H127V260H125V262L126 263H124V264H170V262H172V264H175V263H177V260L179 259V258H177L180 254L179 253H184V256H185V252H186V250L188 249V251H190L189 253H191L192 252V254H195L198 258H199V256L198 255H201V254H203L202 252H201V250H202V248H201V250H200V248H197V247H192L191 245L193 244V242H191L192 240H195L198 236L197 235H199L200 233H198L199 231H201L202 233H203V235L205 236V234H206V236L205 237H207V235L208 234H210V235H212V236H210L209 237V240L211 241V244L213 245V246H215V247H218L217 249H213L215 252L213 253V255H212V259H211V261H209L208 260V262L210 263V264H218V261L219 260H221L222 258H224V257H230V255H232V254H235L236 252H234V245H235V242H237L238 240H239V238H241L240 236H242L243 237V239H247V242H248V244H246L247 245V247H243L244 249H243V251L242 250H240L243 254H244V256H246V258H247V263L246 264H264V168H261L260 169V172L258 173V172H255L258 176H259V179H258V181L255 183V184H253L252 185V190L250 191V193L248 194L247 192H246V194L244 193V192H242V194H241V192H239V190L237 189V185H240V184H246L248 181H250L249 179V177H251V174L253 173V170H255L254 168H255V166H254V164H255V158L253 157V153L255 152V150H253V148L255 147V145H253V141L254 140H252L253 138H252V134L249 136L248 134H247V132L245 133V134H247L248 136H249V139H248V142L246 141V139L244 138V140H245V146H247L246 148H248L249 146H250V149L249 150H244L243 149V146L241 145V140L239 139V137H241V126H240V124H239V119H237L236 117H235V115H234V112H233V109H234V105L236 104V103H238L237 102V100L238 99H240L241 100V98H243V97H241V98H238V97H236V95L234 96V94ZM14 94V93H13ZM17 94H20V93H17ZM132 94V93H131ZM131 94H127V95H130V97H131ZM59 95V94H58ZM57 95V96H58ZM216 96L218 95V94H215ZM133 96V95H132ZM138 96V95H137ZM144 96V95H143ZM142 96V97H143ZM239 96V95H238ZM25 97V96H24ZM43 97H44V95H43ZM53 97V96H52ZM84 97H85V95H84ZM127 97H129V96H127ZM145 97V96H144ZM143 97V98H144ZM221 97V96H220ZM226 97H227V95H226ZM225 97V98H226ZM246 97V96H245ZM10 98H11V96H10ZM58 98V97H57ZM136 98V97H135ZM139 98V97H138ZM55 99V98H54ZM133 99V98H132ZM250 99V98H249ZM24 100V99H23ZM134 100V99H133ZM139 100V99H138ZM146 100V99H145ZM218 100V99H217ZM129 101V100H128ZM149 101V100H148ZM151 101V100H150ZM26 103H28L27 101H25ZM24 102V103H25ZM50 102V101H49ZM24 103H23V105H24ZM25 103V104H26ZM51 103H53L52 102V100H51V102L49 103L50 105H51ZM86 103V102H85ZM135 103V102H134ZM143 103V102H142ZM194 103V102H193ZM239 103H240V101H239ZM243 103V102H242ZM146 104V103H145ZM151 104V103H150ZM28 105V104H27ZM26 105V106H27ZM41 105V106H42ZM144 105V104H143ZM29 106V105H28ZM139 106V105H138ZM145 106V105H144ZM148 106V105H147ZM194 106V105H193ZM219 106V105H218ZM44 107V106H43ZM86 108V107H85ZM142 108V107H141ZM150 108V107H149ZM172 108V107H171ZM184 108V107H183ZM256 108V107H255ZM144 109V108H143ZM189 109V108H188ZM170 110V109H169ZM219 110V109H218ZM136 111V110H135ZM142 111H144V110H142ZM149 111V110H148ZM192 111H194V110H192ZM239 111V110H238ZM243 111V110H242ZM147 112V111H146ZM150 112V111H149ZM164 112H165V110H164ZM187 112V111H186ZM246 112H247V109H246ZM253 111H249V113H252ZM81 113V112H80ZM159 113V112H158ZM169 113V112H168ZM248 113V112H247ZM78 114V113H77ZM246 114V113H245ZM135 115V114H134ZM149 115V114H148ZM153 115V114H152ZM161 115V114H160ZM166 115V114H165ZM164 115V113H163V116H165ZM168 115V114H167ZM173 115V114H172ZM171 115V116H172ZM256 115V114H255ZM74 116V115H73ZM72 116V117H73ZM80 115H78V117H79ZM144 116V115H143ZM150 116V115H149ZM169 116V115H168ZM192 116V115H191ZM72 117H70V118H72ZM81 117H83V116H81ZM86 117V116H85ZM148 117V116H147ZM155 117V116H154ZM181 117V116H180ZM195 117V116H194ZM240 117V116H239ZM243 117V116H242ZM74 118V117H73ZM161 118H162V116H161ZM167 118V117H166ZM172 118V117H171ZM151 119V118H150ZM153 119V118H152ZM157 119V118H156ZM53 121V120H52ZM74 121H75V119H74ZM88 121V120H87ZM163 121H165V117H164V119H163ZM162 121V122H163ZM190 121V120H189ZM68 122V121H67ZM71 122V121H70ZM84 121H81L80 122V120H79V122H78V125H77V122H76V126L77 127H75L74 128V134H78L79 133V131L85 126L84 125V123L86 122H84ZM156 122H158V121H156ZM72 123V122H71ZM154 123V122H153ZM177 123H178V121H177ZM194 123V122H193ZM196 123V122H195ZM68 124V123H67ZM75 124V123H74ZM144 124H146V123H144ZM176 124V123H175ZM254 124V123H253ZM156 125V124H155ZM87 126V125H86ZM97 126V125H96ZM142 126V125H141ZM27 127H29L28 125H27ZM67 127H69V126H67ZM67 127H65V129L67 128ZM74 127V126H73ZM155 127H160V125L159 126H155ZM154 127V128H155ZM245 127V126H244ZM143 128V127H142ZM64 129V128H63ZM73 129V128H72ZM162 129V128H161ZM216 129V130H215ZM67 130V129H66ZM69 130V129H68ZM88 130V129H87ZM138 130V129H137ZM146 130V129H145ZM156 130V129H155ZM247 130V129H246ZM250 130V129H249ZM253 130V129H252ZM130 131V130H129ZM159 131V130H158ZM251 131V130H250ZM254 131V130H253ZM257 131V130H256ZM94 132V131H93ZM139 132V131H138ZM244 132V131H243ZM68 133V132H67ZM84 133V132H83ZM127 133V132H126ZM137 133V132H136ZM153 133V132H152ZM173 133V132H172ZM176 133V134H177ZM150 134V133H149ZM61 135H64V134H61ZM70 135V134H69ZM51 136V135H50ZM65 136V135H64ZM73 136V135H72ZM83 136V135H82ZM77 137H78V135H77ZM80 137V136H79ZM143 137V136H142ZM155 137V136H154ZM177 137V136H176ZM177 137V138H178ZM253 137H255L256 138V136H254L253 135ZM60 138V137H59ZM65 138V137H64ZM81 138V137H80ZM124 138H126L125 136H124ZM248 138V137H247ZM15 139V138H14ZM208 139V138H207ZM16 140V139H15ZM194 140H196V137H195V139ZM48 141V144H47V146L49 147L51 144H50V142L51 141H49V140H47ZM74 141H75V139H74ZM180 141V142H179ZM197 141V140H196ZM158 142V143H159ZM191 142V141H190ZM20 143H22V142H20ZM76 143V142H75ZM81 143H83V142H81ZM53 144V143H52ZM155 144V143H154ZM159 144V145H160ZM191 144V143H190ZM250 144V145H249ZM257 144V143H256ZM258 144H259V142H258ZM124 145V144H123ZM144 145V144H143ZM218 146V145H220V147L219 148H221V146H223L225 149H223L224 150V152L226 153V154H223L224 156L225 155H227V159H231V163L232 164H234V167H236V166H239V171H237L238 172V174H228V173H226V174H222V173H218L217 174V172H216V174H214L215 173V171L216 170H218L216 167H217V165L215 166L214 165V163H215V161H214V156L211 154L212 153V150L215 148V146ZM249 145V146H248ZM24 146V145H23ZM141 146V145H140ZM153 146H155V145H153ZM156 146H158V144L156 145ZM188 146H190V145H188ZM244 146V147H245ZM13 147V146H12ZM27 147V146H26ZM46 147V146H45ZM52 147V146H51ZM121 144L120 143H118L117 142V144H114V146L111 148V150L109 151V153H108V155L105 157V159H104V168H105V173H106V176H108L109 175V172H110V170H111V168L113 167V165L115 164V161H116V159H117V157H118V155L120 154V151H121ZM25 148V147H24ZM72 148V147H71ZM143 148V147H142ZM145 148H147V147H145ZM155 148V147H154ZM158 148V147H157ZM218 148V149H219ZM46 149L48 150V148L46 147ZM156 149V148H155ZM47 150H44L43 152H42V160L43 161H46L48 158V156H47ZM50 150V149H49ZM257 150V149H256ZM23 151H24V149H23ZM220 151H222V150H220ZM24 152H26V150L24 151ZM139 152V151H138ZM223 152V153H224ZM27 153V152H26ZM70 153V152H69ZM74 153V152H73ZM135 153V152H134ZM149 153H147V155L149 154ZM172 153H175V154H172ZM136 154V153H135ZM222 155V154H221ZM132 156V155H131ZM144 156V155H143ZM151 156H150V158H151ZM255 156V155H254ZM146 157V156H145ZM4 159V161L6 162H2V160ZM226 160V159H225ZM138 161V160H137ZM147 161H150V159H149V156H148V160ZM9 162V161H8ZM77 162V161H76ZM132 163H133V161H132ZM137 163V162H136ZM143 164H144V162H142ZM145 163H147L146 162V160H145ZM148 163H150V162H148ZM66 164V163H65ZM153 164H154V162H153ZM10 165V164H9ZM145 165V164H144ZM148 165H150V164H148ZM148 165L146 164L145 166H144V173H145V177H143V178H145L144 179V181L146 182V184L148 185L149 183L151 184V181H150V170H149V168H148ZM155 166L157 165V163L156 164H154ZM154 165H152L153 167H154ZM51 166V165H50ZM45 167V166H44ZM132 167H133V165H132ZM131 167V168H132ZM233 166L231 167V168H234ZM8 168H11V166H9ZM7 168V169H8ZM128 168V167H127ZM131 168H129L130 169V173H131ZM155 169H156V167H154ZM153 168V169H154ZM1 169V168H0ZM6 169V170H7ZM129 169H126L125 168V170L123 171V173H124V175L125 174H127L128 176H129V178H130V175L128 174V172H129ZM153 169H152V171L151 172H153ZM157 169H158V167H157ZM160 169V168H159ZM238 169H236L235 168V170H238ZM3 172H4V174L6 175V170L4 171L3 169H1ZM234 170V171H235ZM13 171V170H12ZM156 171V170H155ZM154 171V173H156ZM160 171V170H159ZM159 171H157L158 173H159ZM222 171V170H221ZM16 172H18V171H16ZM15 171H14V174H12V175H10V177H11V179H12V182L10 183V182H7L8 180H7V178H6V182L7 183H5V181L4 180H2L3 179V177L5 178V176H0V264H19L20 263V256H19V251H20V249L23 247V244H24V241L26 240L27 242L29 241L28 239H30L29 238V236H28V238L26 239V237L25 236H21V234L24 232H28V230H29V227H23V229H21V227L19 228V227H17L15 224H13L12 222H14V220H15V215H14V213H18V212H20V214L22 215V216H25V217H27V218H29V219H32L33 218V214L35 213H32L31 212V210L30 209H28L27 208V205H22L20 202H19V200L17 199V196H15V195H17V194H15L14 195V193L13 192H16L17 190H15V189H19L20 191H22V192H24L25 193V195H26V198L28 199V200H30L31 202H32V200H34V199H37V198H35L33 195H32V192H31V188L30 187H33V185L31 186H29L28 184H31V183H28V181L29 180H27L26 181V179L22 176V175H20L19 174V176L17 175V173H16ZM160 173H161V171H160ZM153 174V173H152ZM151 174V175H152ZM2 175V174H1ZM9 176V175H8ZM110 176V175H109ZM156 176H159V175H156ZM9 177V178H10ZM136 177V176H135ZM160 177V176H159ZM158 177V178H159ZM128 178V177H127ZM128 178V179H129ZM131 178H134L133 176H131ZM128 179H125V180H128ZM155 180V177H153L151 180ZM164 179H165V177H164ZM163 179V180H164ZM169 179V180H168ZM124 180V183L126 182ZM157 180V179H156ZM155 180V181H156ZM226 180H228V181H232L233 182V185L235 186V188H234V191L233 190H227L226 188H224L223 187V185L222 184H224L225 182H226ZM118 181V180H117ZM132 181H134V180H132ZM158 181H161L160 180V178H159V180ZM253 181V180H252ZM129 182V181H128ZM154 182V181H153ZM163 182V181H162ZM8 183H10V184H8ZM118 183V182H117ZM157 183V182H156ZM160 183V182H159ZM250 183V182H249ZM122 184H123V182H122ZM122 184L121 185H119V187L120 186H122ZM150 184H149V186H150ZM154 185H155V183H153ZM153 184H151V185H153ZM161 184V183H160ZM163 184V183H162ZM248 184V183H247ZM10 187H9V186ZM133 185H134V183H133ZM136 185H138V184H136ZM143 186V185H142ZM146 186V185H145ZM163 186V185H162ZM117 187H118V185H117ZM152 187V186H151ZM151 187H146V188H148V189H151ZM159 186H157V188H158ZM171 187V186H170ZM122 187H120V191H119V189L118 188H116L117 189V192H116V194H115V196H114V198L116 197V196H121L123 193L121 192L123 189H121ZM145 188V189H146ZM156 188V187H155ZM154 188V189H155ZM156 188V190H158L159 188H161V185H160V187L157 189ZM163 188L165 189L166 187H164L163 186ZM163 188L161 189V190H163ZM166 188V189H167ZM246 188V186L243 188V189H245ZM13 189L15 190V191H13ZM138 190H139V188H137ZM148 189H146L145 190V192L146 193H148L147 192V190ZM166 189H165V191H166ZM173 189V188H172ZM242 189V190H243ZM132 190V189H131ZM222 190V191H221ZM248 190V189H247ZM33 191V190H32ZM143 191V190H142ZM141 191V192H142ZM149 191V190H148ZM154 191V190H153ZM160 190H158V193H160L159 192ZM164 191V190H163ZM163 191H161V192H163ZM164 191V192H165ZM168 191H170L169 189H168ZM170 191V193H172ZM225 192V193H227V195H229V197H230V199H228L227 198V196H226V198L229 200V201H226L225 199H223V193L221 194L220 192ZM121 192V193H120ZM126 192V191H125ZM140 192V191H139ZM135 193V194H136ZM166 193V192H165ZM128 194V193H127ZM130 194H132V197H134V196H136L135 194H133V193H130ZM154 194L156 195V193L154 192ZM173 194V193H172ZM150 195V194H149ZM149 195H147V197L149 196ZM187 195V196H186ZM196 195V196H195ZM198 195V196H197ZM21 196V195H20ZM195 196V197H194ZM119 197H116L115 198V200L114 201H117V198H119ZM124 197V196H123ZM129 197H131V195H129ZM170 197V198H169ZM241 198L242 199V204H241V209H243L244 210V212H243V220H242V223L240 224V226H239V228L238 229H236V227H235V223H234V220L232 219V216L234 215V210H235V201H236V199L237 198ZM124 199H127V201H128V198H124ZM135 199V200H136ZM120 201V200H119ZM141 201H145V202H141ZM244 201V202H243ZM28 202V201H27ZM55 202V201H54ZM133 203L134 205L136 204V203ZM116 203V202H115ZM137 203V204H138ZM180 205H181V207H180ZM57 206V205H56ZM56 206H54V207H56ZM116 207V206H115ZM127 207H130V208H128L127 209ZM211 207H214L215 208V210H216V208H218L219 207V209H220V215L219 214H217V215H215L216 213H214V210L212 211L211 210ZM113 208V207H112ZM134 208H137V206L135 205V207ZM139 208L142 210V211H140L139 210ZM120 209V210H119ZM177 209V210H176ZM178 209L180 210L179 212H180V215H178ZM218 209V210H219ZM127 210H128V212H127ZM174 210H176V213H177V217H176V214H175V211ZM183 210V211H182ZM105 211H107V210H105ZM114 211V212H115ZM144 211V213H145V215L143 216L142 214V212ZM149 211L151 212V211H153L154 213H156V215L153 213V215L154 216H159V221L157 220V217H156V219H154L153 218V215H152V213L150 214L149 213ZM174 211V214H175V217L173 216V218H172V212ZM182 211V212H181ZM84 212V211H83ZM219 212V211H218ZM7 213H9V215H7L6 216V214ZM55 213V212H54ZM102 213V212H101ZM104 213V212H103ZM116 213V212H115ZM112 214V213H111ZM173 214V215H174ZM107 215V214H106ZM110 215V214H109ZM151 215V216H150ZM18 216V215H17ZM35 216V215H34ZM179 216V217H178ZM77 217V216H76ZM24 218V217H23ZM26 218V219H27ZM36 218H37V216H36ZM50 218V217H49ZM175 218H178V219H176L175 220ZM63 219V218H62ZM71 219V218H70ZM172 219H174V220H172ZM37 220V219H36ZM53 220V219H52ZM29 221V220H28ZM57 221V220H56ZM74 221V220H73ZM106 221V220H105ZM108 221V222H109ZM174 221V222H173ZM31 222V221H30ZM57 222H59V221H57ZM70 222V221H69ZM77 222V221H76ZM103 222V221H102ZM109 222V223H110ZM75 223V222H74ZM105 223V222H104ZM34 224V223H33ZM59 224L60 223H58L57 225L59 226ZM71 224V223H70ZM29 225H30V223H29ZM37 225V224H36ZM39 226H40V224H39ZM58 226L56 227L57 229H59V232H55V233H57V234H53L52 235V237L53 236H55V235H57L53 240H56V241H54L55 243H52V242H49L48 244H50V245H48V244H46L45 246L47 247V249L46 250H48V249H52L51 250V254L52 253H54L55 255L53 256V259H59V258H62V257H64V253H62V252H64L63 250L64 249H69L70 247H69V245H70V240H71V237H72V235H73V231H72V229L71 228H69V229H67V230H65L64 228L63 229H60V227L58 228ZM128 226V227H127ZM30 227H32L33 229H32V231L33 230H35V227L34 226H32V223H31V226ZM62 227V226H61ZM36 228H37V226H36ZM38 229V228H37ZM101 229V230H100ZM123 229H124V232H123ZM31 230V229H30ZM36 231V230H35ZM54 231V230H53ZM138 231V230H137ZM96 232V231H95ZM94 232V233H95ZM214 232H216L217 233V235L215 234L214 235ZM237 232H239L240 233V235H238V233ZM34 233V232H33ZM97 233V232H96ZM237 233V234H236ZM35 234V233H34ZM98 234H99V232H98ZM121 235V234H120ZM126 235V234H125ZM34 237V236H33ZM50 237V236H49ZM48 237V238H49ZM22 238H25V240L23 241V239ZM35 238V237H34ZM93 238V237H92ZM118 239H119V237H117ZM199 238V237H198ZM201 238H202V236H201ZM201 238L200 239H198V241L199 242H201ZM113 239V240H114ZM117 239V240H118ZM127 239V238H126ZM32 240V239H31ZM31 240H30V242H31ZM53 240H49V241H53ZM75 240V239H74ZM84 240V239H83ZM107 240V241H106ZM197 240V239H196ZM196 240L194 241V242H196ZM35 240H33V242H34ZM46 241V240H45ZM203 241H205V240H203ZM215 241H217V242H215ZM72 242V241H71ZM115 242H116V240H115ZM246 242V243H247ZM85 243H84V245H85ZM91 243L89 244L90 246H91ZM94 243V244H93ZM205 243V242H204ZM210 242H208L207 244H209ZM30 244V243H29ZM31 244H32V242H31ZM37 244V243H36ZM72 244V243H71ZM87 244V243H86ZM108 244H113L114 245V243H108ZM198 244V243H197ZM200 244V243H199ZM203 244V243H202ZM201 244V245H202ZM206 244V245H207ZM27 245V244H26ZM25 245V246H26ZM38 245H40V243L38 244ZM95 245H97V246H95ZM112 245V246H113ZM116 245V244H115ZM121 245V244H120ZM205 244H204V246H206ZM23 247L22 248V254L24 255V256H29L30 254H31V248H32V246H31V248L29 247L30 245H27L26 247ZM71 246V245H70ZM108 247H110V248H108V250H105L106 249V246H104V248H102V249H104L103 251H102V249H101V251H102V254L100 255L99 254V256H101L99 259H101L100 260V262H99V264H106V260H103V259H107V257L111 254V253H114V252H116L117 250L116 249H118V248H111V246H109V245H107ZM122 246V245H121ZM193 246H196V244L195 245H193ZM199 246V245H198ZM203 246V247H204ZM210 246V245H209ZM29 247V248H28ZM92 247V246H91ZM94 247H92V248H94ZM102 247V246H101ZM194 248V249H192V251L191 250H189V248ZM89 249H90V247H88ZM166 248H169V249H171V251L172 252H170L169 250H167ZM40 249V248H39ZM98 249H100V248H98ZM91 250V249H90ZM166 250H167V253H168V251L170 252V253H172V254H168L169 256H167V253H166ZM236 250V249H235ZM66 251V250H65ZM68 252H71V250H67ZM89 251V250H88ZM87 251V252H88ZM100 251V252H101ZM118 251H120V249L118 250ZM50 252V251H49ZM81 252V251H80ZM99 252V251H98ZM174 252V253H173ZM204 252H205V250H204ZM207 252H210V251H207ZM65 253H67V252H65ZM72 253V252H71ZM89 253V252H88ZM93 253H95L94 251H93ZM92 253V255H95V254H93ZM133 253V252H132ZM131 253V254H132ZM135 253H133V254H135ZM143 253V254H142ZM176 253H178V254H176ZM237 253H239V252H237ZM236 253V254H237ZM50 254V253H49ZM73 254V253H72ZM86 254V253H85ZM120 254H121V252H120ZM132 254V255H133ZM177 255V257H176V255ZM235 254V255H236ZM241 254V253H240ZM67 255H70V254H68L67 253ZM75 255H76V253H75ZM49 256V255H48ZM74 256V255H73ZM127 256V255H126ZM134 256V255H133ZM140 256V257H139ZM243 256V255H242ZM50 257V256H49ZM75 257V256H74ZM76 257H78V256H76ZM84 257V256H83ZM105 257V258H104ZM129 257V256H128ZM196 257V258H197ZM51 258V257H50ZM69 258V257H68ZM80 258V257H79ZM92 258H95V257H92ZM134 258H139V260L137 259V260H135ZM194 258V257H193ZM22 259V258H21ZM49 258H47L46 260L47 261H50V259L48 260ZM70 259H72V258H70ZM76 259V261H77V258H75ZM125 259V258H124ZM45 260V259H44ZM65 261H66V259H65ZM75 260H74V262L75 263H77ZM79 261V260H78ZM107 261H109V260H107ZM124 261V260H123ZM122 261V262H123ZM199 261V260H198ZM80 262V261H79ZM207 262V263H208ZM220 262V261H219ZM224 261L222 260V263H223ZM85 263V262H84ZM185 263V262H184ZM194 262H192V264H193ZM197 263V262H196ZM195 263V264H196ZM206 263V262H205ZM206 263V264H207ZM221 263V264H222ZM227 263V262H226ZM90 264V263H89ZM108 264V263H107ZM109 264H114V262L113 263H109ZM115 264H117V263H115ZM187 264H189V263H187ZM243 264V263H242Z\"/></svg>","mask_w":264,"mask_h":264}]
</instances>
